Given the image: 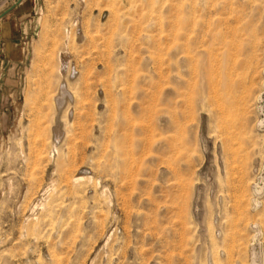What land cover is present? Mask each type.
Instances as JSON below:
<instances>
[{
    "label": "rangeland",
    "instance_id": "obj_1",
    "mask_svg": "<svg viewBox=\"0 0 264 264\" xmlns=\"http://www.w3.org/2000/svg\"><path fill=\"white\" fill-rule=\"evenodd\" d=\"M0 264H264V0H0Z\"/></svg>",
    "mask_w": 264,
    "mask_h": 264
},
{
    "label": "bare ground",
    "instance_id": "obj_2",
    "mask_svg": "<svg viewBox=\"0 0 264 264\" xmlns=\"http://www.w3.org/2000/svg\"><path fill=\"white\" fill-rule=\"evenodd\" d=\"M217 63V62H216ZM221 63V62H220ZM224 63H225V61H224ZM222 64V63H221ZM219 68H220V65L218 66ZM217 67V73H216V79H215V88H217L216 89V91H215V93H216V96H217V100H216V102H217V104H219L218 105V107L220 108V106H223V104H221L220 103V98H219V93H220V91L221 92H223V94H224V97H225V101H224V103H226L227 102V96H228V94H229V92H230V90L232 89V88H230V81H231V78H230V76H229V74L227 75L226 74V69L223 67V66H221L222 68H224L223 70H221V71H219V68ZM216 72V71H215ZM238 76V75H237ZM238 79V78H237ZM241 80V79H240ZM238 81V80H237ZM242 82V81H241ZM213 88V87H212ZM62 94H64L65 92H64V88H62ZM213 95H215V94H213ZM214 97V96H213ZM216 98V97H215ZM217 106V105H216ZM218 108V109H219ZM223 108V107H222ZM220 110V109H219ZM221 111V110H220ZM223 113V112H222ZM221 113V114H222ZM225 114H227V113H225ZM228 116V115H227Z\"/></svg>",
    "mask_w": 264,
    "mask_h": 264
}]
</instances>
